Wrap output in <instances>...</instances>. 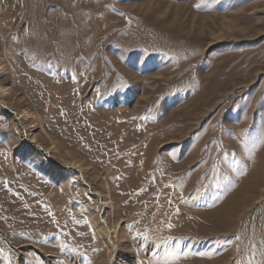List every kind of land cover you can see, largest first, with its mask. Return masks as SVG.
<instances>
[{
	"label": "rangeland",
	"instance_id": "obj_1",
	"mask_svg": "<svg viewBox=\"0 0 264 264\" xmlns=\"http://www.w3.org/2000/svg\"><path fill=\"white\" fill-rule=\"evenodd\" d=\"M261 137L264 0H0V264H264Z\"/></svg>",
	"mask_w": 264,
	"mask_h": 264
},
{
	"label": "snow or ice",
	"instance_id": "obj_2",
	"mask_svg": "<svg viewBox=\"0 0 264 264\" xmlns=\"http://www.w3.org/2000/svg\"><path fill=\"white\" fill-rule=\"evenodd\" d=\"M197 7H199V5H197ZM248 143L250 145L249 152L254 151L255 148H257L259 146V144H264V137H261L259 139V141L249 139ZM61 250L62 251L64 250V246L63 245L61 246ZM0 254L4 255V259L5 260H7L9 258L6 254H3V250H0Z\"/></svg>",
	"mask_w": 264,
	"mask_h": 264
},
{
	"label": "bare ground",
	"instance_id": "obj_3",
	"mask_svg": "<svg viewBox=\"0 0 264 264\" xmlns=\"http://www.w3.org/2000/svg\"><path fill=\"white\" fill-rule=\"evenodd\" d=\"M238 131H239V130H238ZM239 133H240V131H239ZM239 133H238V134H239ZM214 134H215V133H214ZM204 136H205V135H204ZM205 138H206V137H205ZM205 138H204V139H205ZM242 138H243V137H242ZM204 139H203V140H204ZM227 146H229V145H227ZM218 147H219V146H218ZM220 149H221V148H220ZM228 149H229V148H228ZM230 150H231V149H230ZM204 151H205V150H204ZM209 152H210V151H209ZM202 154H203V153H202ZM205 154H206V153H205ZM208 157H209V156H208ZM235 157H236V156H235ZM235 157H234V158H235ZM206 159H207V158H206ZM207 161H208V160H207ZM238 162H239V161H238ZM257 162H258V161H257ZM254 165H255V164H254ZM262 165H263V164H262ZM257 166H258V164H257ZM251 168H252V167H251ZM210 172H211V169H210ZM210 174H211V173H210ZM251 199H252V198H251ZM248 201H249V199H248ZM236 204H237V203H236ZM231 205H232V204H231ZM258 207H259V206H258ZM235 209H236V208H235ZM234 217H235V216H234ZM225 221H226V220H225ZM211 222H212V221H211ZM227 223H228V222H227ZM236 224H237V223H236ZM98 235H100L101 238L104 237V236H102V232H101L100 230H98ZM110 242H111V241H110ZM110 246H111V249H112L111 251L116 252L115 246H114L113 244H110ZM113 254H114V253H113ZM113 257H114V256H113ZM113 257H111V261H112V258H113ZM109 262H110V260H109Z\"/></svg>",
	"mask_w": 264,
	"mask_h": 264
}]
</instances>
